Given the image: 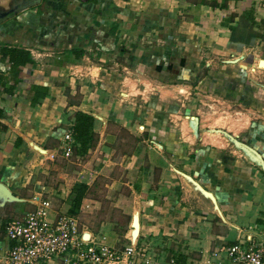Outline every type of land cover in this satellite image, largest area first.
<instances>
[{
    "label": "crops",
    "instance_id": "0c3cea01",
    "mask_svg": "<svg viewBox=\"0 0 264 264\" xmlns=\"http://www.w3.org/2000/svg\"><path fill=\"white\" fill-rule=\"evenodd\" d=\"M2 46L33 60L12 74L0 55V183L14 195L33 164L57 159L81 111L94 118L97 141L73 153L85 179L75 182L88 185L85 171L95 170L129 188L122 214L130 225L138 215L135 247L154 263L214 264V249L260 229L264 174L216 133L264 160L258 0H41L0 21ZM180 173L211 192L218 211ZM1 203L4 250L5 226L19 212Z\"/></svg>",
    "mask_w": 264,
    "mask_h": 264
},
{
    "label": "built area",
    "instance_id": "2783aa9c",
    "mask_svg": "<svg viewBox=\"0 0 264 264\" xmlns=\"http://www.w3.org/2000/svg\"><path fill=\"white\" fill-rule=\"evenodd\" d=\"M258 2L264 6V0ZM73 148L72 131L68 130L62 139V156L71 157ZM48 158L53 161L55 155ZM34 200L32 211L6 224L9 246L0 249V264H156L131 241L122 248L111 246L104 234L81 232L78 217L67 212L52 214L49 201ZM88 208L89 204L81 205L80 212ZM84 233L89 237L84 238ZM211 259L214 264H264V218L258 231L214 249Z\"/></svg>",
    "mask_w": 264,
    "mask_h": 264
},
{
    "label": "rangeland",
    "instance_id": "374dc122",
    "mask_svg": "<svg viewBox=\"0 0 264 264\" xmlns=\"http://www.w3.org/2000/svg\"><path fill=\"white\" fill-rule=\"evenodd\" d=\"M1 1L4 2L5 0ZM60 152L61 151H59V155L54 162L46 160H44L42 164L37 162V164H33V167L29 170L31 175H29L26 186L21 190L19 189L18 194H15L18 198L23 200L21 203H15L19 212L18 217L21 215L23 216L25 213L35 208V194L33 191L36 188H39L38 193L42 195L41 198L49 201L51 209L56 213L69 212L72 206V195L69 198L65 197V194L70 185L75 182V179L78 178V180L81 181L85 179L82 178L83 175L80 176V174L76 173L81 171L79 170L81 166L77 165L79 162L74 159V155L64 159L60 157V155L62 156V152ZM53 166H55L54 169ZM91 171L92 172L85 171L86 181L89 183L87 185V192L83 198L92 201L88 202L90 207L80 212L82 200L79 208L73 211L72 215L79 218L78 222L81 232L88 231L89 233L100 235L106 231L112 240H114V243H112V245L110 244L111 246L118 248L128 246L130 244L131 215L122 214L125 206L121 207V205L124 204H120V202L128 200L129 203L131 197L130 190L125 185H114L111 179L107 177L93 174L95 170ZM89 173H91V175H89ZM121 175L122 172L119 174L118 178L121 177ZM37 182H39L38 185H36ZM74 184L77 185L79 183L75 182ZM136 240H132L133 242H131L134 246ZM106 242L108 243L107 236Z\"/></svg>",
    "mask_w": 264,
    "mask_h": 264
},
{
    "label": "water",
    "instance_id": "95a60500",
    "mask_svg": "<svg viewBox=\"0 0 264 264\" xmlns=\"http://www.w3.org/2000/svg\"><path fill=\"white\" fill-rule=\"evenodd\" d=\"M41 0H34L29 3L21 4L22 0H5L2 2L0 0V21L5 20L6 18L15 15L19 12L25 11L30 7H33L40 3ZM259 65H264V60H261ZM189 122H191L193 128L196 130L198 124L197 117H190ZM216 133H220L228 140V142L235 148V150L239 151L248 161L252 162L261 172L264 174V160L261 155L251 146L233 138L231 135L227 134L223 131H216ZM33 148L38 152L46 153V151L39 149L37 146L33 145ZM182 177H184L202 196L207 198L214 208L217 209V204L215 197L213 194L207 190H205L202 186H200L196 181H194L191 177L180 173ZM0 200H2L1 205L4 203H19L23 200L15 196L4 184L0 183ZM132 225L133 230L130 232V241L136 240L139 234V219L138 215L135 214L132 217ZM84 238H88L89 234L84 233Z\"/></svg>",
    "mask_w": 264,
    "mask_h": 264
},
{
    "label": "trees",
    "instance_id": "16d2710c",
    "mask_svg": "<svg viewBox=\"0 0 264 264\" xmlns=\"http://www.w3.org/2000/svg\"><path fill=\"white\" fill-rule=\"evenodd\" d=\"M1 60L8 59L11 68L10 71L13 74L16 69L21 66H25L33 62L31 55L28 51L19 48H0ZM5 78H0L1 80ZM16 83V81H14ZM72 140H73V153L75 156H84L92 149L97 141V135L94 131V118L87 113L77 111L73 115V124H72ZM87 185L77 184L73 187L72 192V206L69 209L68 214L72 215L73 211H76L81 201L84 198L85 193L87 192Z\"/></svg>",
    "mask_w": 264,
    "mask_h": 264
},
{
    "label": "flooded vegetation",
    "instance_id": "af4514ba",
    "mask_svg": "<svg viewBox=\"0 0 264 264\" xmlns=\"http://www.w3.org/2000/svg\"><path fill=\"white\" fill-rule=\"evenodd\" d=\"M31 1H34V0H22V3L21 4L29 3Z\"/></svg>",
    "mask_w": 264,
    "mask_h": 264
},
{
    "label": "bare ground",
    "instance_id": "6f19581e",
    "mask_svg": "<svg viewBox=\"0 0 264 264\" xmlns=\"http://www.w3.org/2000/svg\"><path fill=\"white\" fill-rule=\"evenodd\" d=\"M260 67L264 68V65H261ZM132 224H133V223H132ZM132 230H133V228H132Z\"/></svg>",
    "mask_w": 264,
    "mask_h": 264
}]
</instances>
